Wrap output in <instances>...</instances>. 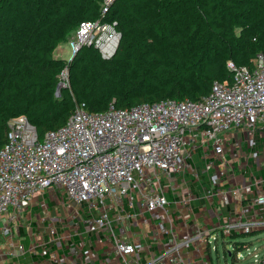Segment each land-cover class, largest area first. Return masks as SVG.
I'll list each match as a JSON object with an SVG mask.
<instances>
[{
  "label": "built area",
  "instance_id": "2783aa9c",
  "mask_svg": "<svg viewBox=\"0 0 264 264\" xmlns=\"http://www.w3.org/2000/svg\"><path fill=\"white\" fill-rule=\"evenodd\" d=\"M115 1L103 0L100 17L80 23L66 42L68 50L58 46L68 53L66 59L83 47L96 48L104 59L114 57L122 33L118 22L107 16ZM228 67L233 82L215 81L199 100L166 99L132 108L117 107L113 101L101 112L79 103L64 126L42 139L26 116L13 119L8 141L0 149V219L15 218L48 189L64 191L75 205L88 202L92 208L102 203L99 216L85 221L86 231L94 233L98 243L112 240L120 264H189L185 250L193 245L201 251L198 243L206 242L217 251L219 237L226 243L233 234L264 231V55L258 54L253 66L229 61ZM69 77L66 66L58 75L57 96L69 87ZM197 154L217 183L230 173L237 175L236 169L242 182L234 180L231 187L219 191L214 205L222 232L216 234H207L194 215L189 187L178 191L176 205L187 209L186 220H194L192 234L181 238L163 180L172 181L175 173L189 171L198 176L190 164ZM183 181L187 186L186 178ZM107 199L122 206L127 199L130 207L137 200L155 219L161 217L152 241L140 243L138 236L131 237L130 222L116 232ZM165 218L170 226L164 225ZM233 243L234 258H245L238 248L243 241ZM72 251L82 257V245ZM209 261L214 264L211 254ZM251 264H264V259L255 255Z\"/></svg>",
  "mask_w": 264,
  "mask_h": 264
},
{
  "label": "trees",
  "instance_id": "16d2710c",
  "mask_svg": "<svg viewBox=\"0 0 264 264\" xmlns=\"http://www.w3.org/2000/svg\"><path fill=\"white\" fill-rule=\"evenodd\" d=\"M102 2L0 0V149L20 116L42 139L79 103L101 112L113 101L121 108L196 101L215 81L233 82L229 61L253 66L264 55V0H116L107 16L122 33L113 58L94 47L55 56L81 22L100 17ZM66 66L70 85L57 96Z\"/></svg>",
  "mask_w": 264,
  "mask_h": 264
},
{
  "label": "crops",
  "instance_id": "0c3cea01",
  "mask_svg": "<svg viewBox=\"0 0 264 264\" xmlns=\"http://www.w3.org/2000/svg\"><path fill=\"white\" fill-rule=\"evenodd\" d=\"M56 49L55 56L67 57L65 52L61 51V47ZM190 164L197 170L198 176L189 171L186 175L175 173L172 181L163 180V185L167 188L166 198L170 202L168 207L179 236L185 238L194 231L193 218L186 220L184 216L187 214V209L176 205L175 202L177 201L176 193L185 190L186 187H189L194 197L192 201L194 215L203 229L207 230V234L222 232L217 226L219 219L216 216L214 204L219 202V191L231 187L234 180L242 182V177L236 169L237 175L230 173L223 177V182L217 183L214 174L204 170V161L200 154L196 155L194 161L190 160ZM184 178H186L187 186L183 181ZM209 191H212V194ZM107 203L110 206L109 216L112 226L116 232L119 227L130 222L133 232L131 237L138 236L140 243L152 241L158 230V224L162 221L161 217L155 219L153 214L142 208L137 200L134 207L128 205L127 199L124 206L114 205L110 199H107ZM102 207V203L92 208L88 202L75 205L68 202L64 191L46 190L42 195L35 197L31 206L20 211L15 218L4 216L0 219V264H120L114 252L112 240L104 238L102 243H98L97 236L86 231L85 221L90 217L99 216V210ZM228 207L223 208L225 213ZM163 222L165 226L171 224L169 218H165ZM234 235L236 234L230 238L238 239L239 236L233 237ZM220 240H222L221 237L217 240V245ZM76 245H82V257L73 253L72 249ZM198 245L201 251L195 249L196 245L185 250L187 262L212 264V261L206 263L210 254L212 256L210 247L206 242L198 243ZM152 249L156 250L157 245L154 244ZM141 261L144 262L145 259L141 258Z\"/></svg>",
  "mask_w": 264,
  "mask_h": 264
},
{
  "label": "rangeland",
  "instance_id": "374dc122",
  "mask_svg": "<svg viewBox=\"0 0 264 264\" xmlns=\"http://www.w3.org/2000/svg\"><path fill=\"white\" fill-rule=\"evenodd\" d=\"M62 46L67 49L66 43H62ZM57 50V49H56ZM57 52V51H56ZM68 55V53H65ZM239 241H243V243H239L240 251L246 255L243 259H236L232 257V254L235 252V246L233 239L231 242H222V240L218 243V250L212 251V258L214 264H251L252 260L255 258V255H259L262 259H264V231H257L252 234H243L238 237ZM249 248V249H248ZM231 253V254H230Z\"/></svg>",
  "mask_w": 264,
  "mask_h": 264
}]
</instances>
